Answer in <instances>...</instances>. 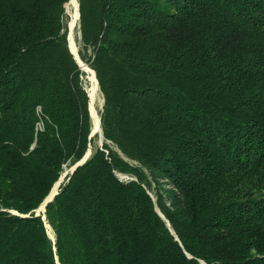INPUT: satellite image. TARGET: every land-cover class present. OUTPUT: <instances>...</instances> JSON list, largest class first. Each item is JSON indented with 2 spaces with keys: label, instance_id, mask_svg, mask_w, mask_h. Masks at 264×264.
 <instances>
[{
  "label": "trees",
  "instance_id": "1",
  "mask_svg": "<svg viewBox=\"0 0 264 264\" xmlns=\"http://www.w3.org/2000/svg\"><path fill=\"white\" fill-rule=\"evenodd\" d=\"M67 1L0 0V264H264V0H78L52 240Z\"/></svg>",
  "mask_w": 264,
  "mask_h": 264
},
{
  "label": "bare ground",
  "instance_id": "2",
  "mask_svg": "<svg viewBox=\"0 0 264 264\" xmlns=\"http://www.w3.org/2000/svg\"><path fill=\"white\" fill-rule=\"evenodd\" d=\"M66 9H67V13L70 17V23H69V30H70V43H71V46L73 48V45H74V42H73V38H72V34H73V27L76 25L75 23L77 22V0H68V2L66 3ZM74 49V48H73ZM84 65V64H83ZM83 70H87L90 72V75H91V82H92V85L89 89V96H90V108H91V115H92V119H91V122H92V132H93V135L95 133L98 134L99 136V132H100V125L99 124V121H98V113L95 109V106H94V100L97 96V93H98V85L96 83V80H95V77L93 75V72L92 70H90V68L87 66V65H84V68ZM67 171V170H66ZM66 173H63L61 178L59 179V181L54 185V187L52 188L51 190V193H50V198L52 195L55 194V192L58 190L62 180L64 179ZM43 208V206H42ZM47 228L50 229L51 231V228L50 226H47Z\"/></svg>",
  "mask_w": 264,
  "mask_h": 264
},
{
  "label": "water",
  "instance_id": "3",
  "mask_svg": "<svg viewBox=\"0 0 264 264\" xmlns=\"http://www.w3.org/2000/svg\"><path fill=\"white\" fill-rule=\"evenodd\" d=\"M68 2V1H67ZM66 8V7H65ZM66 12H67V9H66ZM77 17H78V19H79V3H78V0H77ZM78 19H77V21H78ZM69 34H70V30H69V28H68V34H67V40H68V46H69V49H70V51H71V53L73 54V56H74V58L76 59V61L78 62V64L80 65V67L83 69L84 68V65H86L85 63H84V65H83V62L80 60V58H79V55H78V52H77V47H76V44H75V42H74V45H73V48L71 47V43H70V36H69ZM90 70H92V72H93V75H94V77H95V80H96V83H97V85H98V81H97V78H96V76H95V72H94V70L93 69H91L90 68ZM98 89H99V86H98ZM87 94H88V98H89V101H88V110H89V113H90V117H91V119H92V115H91V108H90V96H89V93L87 92ZM103 105V104H102ZM98 121H99V124H100V116L98 117ZM93 136V132H92V130L90 131V134H89V137H92ZM99 143H100V145H102V143H103V134H102V128H101V125H100V132H99ZM91 154V151H87V152H85V154L83 155V157L80 159V160H78L71 168H70V174L73 172V170L78 166V165H80V164H82L88 157H89V155ZM60 177H61V175L59 176V178L57 179V181L60 179ZM56 181V182H57ZM55 182V183H56ZM55 183L53 184V186L55 185ZM53 186L51 187V189H50V191H49V193L45 196V198H44V200L42 201V203L39 205V207L35 210V212H36V214H42V218H43V220H44V222H45V226H46V228H47V226H50L48 223H47V221H46V216H45V205H46V203L48 202V201H50L52 198H53V196L58 192V191H56L55 192V194L54 195H52L51 196V198H50V193H51V190H52V188H53ZM42 206H43V208H42ZM157 210V212H158V214L166 221V223H167V225L169 226V222H168V220L165 218V216L160 212V210L159 209H156ZM12 212H15V211H12ZM47 233H48V235H49V237L52 239V240H54V235H52L48 230H47ZM200 262L202 263V264H206L203 260H200Z\"/></svg>",
  "mask_w": 264,
  "mask_h": 264
},
{
  "label": "rangeland",
  "instance_id": "4",
  "mask_svg": "<svg viewBox=\"0 0 264 264\" xmlns=\"http://www.w3.org/2000/svg\"><path fill=\"white\" fill-rule=\"evenodd\" d=\"M65 7H66V4H65ZM67 26H68V28H70L69 27V23H70V17H69V15H68V13H67ZM76 25L73 27L74 29H73V34H72V38H73V42H75V44H76V47L78 48V44H79V37H80V33H79V29H78V21L75 23ZM72 47V46H71ZM81 60V59H80ZM84 64V63H83ZM87 66H88V64H86ZM89 67V66H88ZM90 68V67H89ZM84 72H85V79H86V90L89 92V89H90V87H91V85H92V82H91V75H90V72L89 71H87V70H83ZM102 104H103V97H102V94H101V92H100V90L98 89V93H97V96H96V98H95V100H94V106H95V109H96V111H97V113H98V111L101 109V107H102ZM98 116H99V114H98ZM91 130H92V126H91ZM97 145H100V143H99V136H98V134L97 133H95L94 135H93V142L91 143V144H89L88 145V147H87V149H86V151L85 152H87V151H91L92 152V150H93V148L95 147V146H97ZM85 154V153H84ZM75 164V163H74ZM73 164V165H74ZM73 165H71V166H66L65 168H64V170L62 171V173H61V176H62V174L63 173H70V168L73 166ZM67 170V171H66ZM118 175H119V177H120V179H122V180H129V179H131V178H133L132 176H129L128 174H123V173H118ZM66 176V175H65ZM61 178V177H60ZM65 178V177H64ZM59 181V180H58ZM57 181V182H58ZM64 181V179L62 180V182ZM56 182V181H55ZM54 182V183H55ZM56 182V183H57ZM61 182V183H62ZM55 183V184H56ZM54 187V186H53ZM60 187V186H59ZM152 187H154V186H152ZM58 190H59V188H58ZM57 190V191H58ZM165 199H167V198H165ZM162 213V212H161ZM47 221V220H46ZM48 229V231L52 234V235H54L53 234V231H52V229H51V231H50V229L49 228H47ZM202 264V263H201Z\"/></svg>",
  "mask_w": 264,
  "mask_h": 264
}]
</instances>
